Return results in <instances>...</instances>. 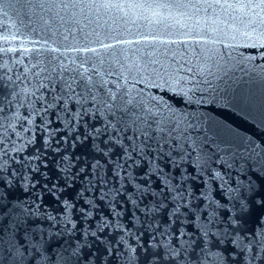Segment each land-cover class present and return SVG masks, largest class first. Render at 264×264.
I'll list each match as a JSON object with an SVG mask.
<instances>
[{"label":"water","instance_id":"95a60500","mask_svg":"<svg viewBox=\"0 0 264 264\" xmlns=\"http://www.w3.org/2000/svg\"><path fill=\"white\" fill-rule=\"evenodd\" d=\"M72 2L0 0V149L8 150L0 163L7 160L21 169L16 164L20 160L29 171L38 165L33 179V183L39 180L36 191L44 183L64 188L57 195L74 203L71 211L78 227L87 224L94 230L102 218L111 220L112 227L100 236L113 244L120 235L132 247L137 243L113 230L117 219L145 245L149 223L155 226L159 221L163 229L166 211L146 217L140 209L164 183L185 198L191 193L192 205L199 209L208 203L197 199L201 192L238 209V201H229L225 190L237 189L242 196L249 182H264V23L231 9L180 8L152 16L62 6ZM96 128L101 129L99 136ZM109 136L122 139L129 152L136 149L123 179L113 178V165L91 168L95 160L103 165L108 159L95 145L105 151L112 147L110 159L124 163L121 147L104 144ZM13 148L22 150L13 152ZM36 156L38 160L25 159ZM66 165L72 175L86 168L92 185L82 173L72 187H65L59 169ZM93 175L103 176L107 184L102 187ZM137 184L148 187L144 197L136 191ZM85 188L89 190L84 197L94 198L97 205L87 222L79 209L89 206L77 197ZM133 193V199L143 201L139 208L129 202ZM14 195L24 202L22 207L35 208L31 193L20 190ZM166 202L169 209L174 206L170 199ZM39 203L42 213L57 219L64 214L63 205L51 194L45 193ZM113 208L120 217H114ZM208 211L199 222L183 225V239L196 241L182 256L188 264H219V253L236 251L231 238L223 244L215 237L207 243L198 239L197 224L207 223ZM227 215L226 209L218 210L222 219L212 225L213 232L227 227L232 237L239 233L245 244L264 229L255 210L238 213L235 231L227 224ZM26 218L30 224L36 221L47 227L49 223L43 216ZM189 219L195 221V216ZM10 223L0 224V252L10 243H27L25 226L17 230ZM180 226L177 221L173 228ZM118 247L125 252L122 244ZM50 254L55 261L54 252ZM140 254L137 249L136 255ZM126 259L125 252L110 261L125 264Z\"/></svg>","mask_w":264,"mask_h":264},{"label":"snow or ice","instance_id":"6c2138e0","mask_svg":"<svg viewBox=\"0 0 264 264\" xmlns=\"http://www.w3.org/2000/svg\"><path fill=\"white\" fill-rule=\"evenodd\" d=\"M62 6L80 7L82 9L87 7L116 10L124 15L147 12L152 16H162L164 10L180 8L199 9L203 7L205 11L209 8L223 11L231 9L240 11L245 17H252L264 23V0H197L195 4L191 3V0H73L70 5L65 4ZM49 107H52V105H49ZM109 107L111 106L109 105ZM94 132L96 136H99L101 129L96 128ZM89 135H92V133H89ZM0 144H3V140H0ZM45 144H47V139L45 140ZM104 144L121 147L124 152L122 158L124 163L121 164L119 161L113 162L110 159V154L113 151L112 147H109L105 151L103 148L95 145L96 151L103 153V156L108 159L106 164L103 165L100 160H95L91 164V168L98 170L107 167V165H113V178L120 177L123 179L125 167L132 166L129 164V161L133 160L132 153L136 152V149L132 148V151L129 152L128 148L124 147L122 139L114 136H109L108 140L104 141ZM21 150L19 148L12 149L13 152ZM7 154L8 150L6 147L0 149V156H6ZM25 159L38 160L39 156L26 157ZM64 159L67 160L68 157ZM16 164L21 165V169L11 167L7 160L0 163V224L10 220V228L12 229L18 230L21 226H25V240L27 243H10L8 249L4 250L6 254L0 252V264H3L4 260H7L9 264H111L110 258L125 255V252L127 253L125 264H188L187 259H182V256L196 241L183 239L186 235L183 225L199 222L203 212L208 211V209L212 210L208 211L207 223L197 224L198 239H203L207 243L210 237H215L220 244H223L225 240L231 238V243L236 249L234 254L224 255L223 253H219V264H264V229L255 233L254 237L245 244H242V238L239 236V233L232 237L227 227L223 232H220L219 229L216 232L212 231V225L218 219H222L218 216L219 209H226V215L230 213V215H227L226 222L233 226V231L240 224V220L237 218L238 213L244 214L255 210L258 213V221L264 222V182L260 184L249 182L242 196L237 189L228 188L225 190L229 201H238V209L236 208V204L228 207L227 204H222L220 201L213 199L210 193L204 192H201L200 197L197 199L207 201V207L199 209L192 205L191 193L185 198L183 192L170 187L168 183H164V187L159 192H151L152 199L144 205V208L140 209L146 217H154L162 212H167L168 222L162 230L159 221L155 223V226L152 223L148 224L151 232L149 233L150 238L146 245L140 242V236L132 235L117 219L113 230L126 233L129 238L136 240V247H132L125 235H120L115 244L111 240L101 239L100 234L104 232L105 228L112 227L111 220L105 221L102 218L94 230L90 229V226L87 224L83 228L78 227V221L72 217L71 210L75 207L74 203L69 199L60 200V197L57 195L58 192H63L65 189L58 187L57 184H52L49 187L48 183H44L42 190L37 192L36 188L39 180L33 183V179L34 174L39 172V166H31V171H29V165L24 164L23 161L16 160ZM9 168H11V171H9ZM59 170L64 173L65 187L67 188L72 187V182L77 177H80L82 173L85 174L84 179H87L89 185H92V179H89L86 168H81L75 175L71 174V168L67 165ZM41 175L47 179L45 173ZM92 178L102 187L107 184V180L103 176L93 175ZM128 182L132 183L131 180ZM221 187L223 188L224 185L222 184ZM135 188L141 197H144L149 191L148 187L142 184L135 185ZM20 190L24 193H31V203L35 205V208L22 207L24 202L14 195V193ZM88 190V188H85L84 191L77 192V197L84 198V203L89 206L87 210L84 208L79 209L81 219L85 222L93 216V210L97 207L94 198L88 199L84 197V192ZM173 192L176 194L172 195ZM45 193L56 197L57 201L63 205L64 214L59 219L51 213L40 212L39 201ZM106 195L105 193L100 199H105ZM133 195L134 193L129 195V202L139 208V204L143 201L138 202L132 198ZM169 199L174 204L170 209L169 204L166 202ZM112 213L117 218L121 215L115 208L112 209ZM28 216L36 217L37 220L43 216L49 222L48 226L44 227L36 221L30 224L26 218ZM190 216H195V221L190 220ZM182 217L183 219H181ZM177 221L180 222L181 226L179 229H174L173 225ZM57 225L60 226L58 229ZM177 232L179 233L178 235ZM37 233L40 235V240H36ZM45 233H47L46 240L44 238ZM142 235L143 233H141ZM157 236H159V240ZM61 240H63V243H61ZM53 243L58 245L56 249L52 248ZM121 244L124 246L125 252L120 251L118 246ZM137 249L141 250L140 255H136ZM224 251H227V249ZM53 252L56 257L55 261L50 254Z\"/></svg>","mask_w":264,"mask_h":264}]
</instances>
